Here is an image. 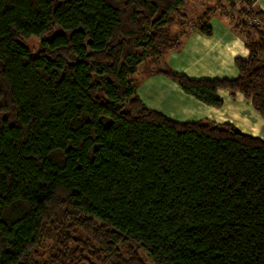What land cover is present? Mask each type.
<instances>
[{"label":"trees","instance_id":"1","mask_svg":"<svg viewBox=\"0 0 264 264\" xmlns=\"http://www.w3.org/2000/svg\"><path fill=\"white\" fill-rule=\"evenodd\" d=\"M252 3L188 19L185 0H0V264H264V138L169 117L135 76L224 11L248 49L234 77L153 71L215 108L239 92L264 118Z\"/></svg>","mask_w":264,"mask_h":264},{"label":"rangeland","instance_id":"2","mask_svg":"<svg viewBox=\"0 0 264 264\" xmlns=\"http://www.w3.org/2000/svg\"><path fill=\"white\" fill-rule=\"evenodd\" d=\"M216 1L185 0L184 12L188 19H194L198 9H201V12ZM244 1L241 0V3H244ZM261 2L264 3V0H261ZM225 9L227 10V7ZM227 23V34L239 37L237 39L243 42L242 36L233 28L235 22H231L227 18ZM258 26L264 29V24ZM175 27L174 24L173 28ZM173 31L175 30L173 29ZM200 36L203 38H200ZM211 36H206L191 27L189 32L181 38L180 45L177 48L168 49L163 54L161 53L157 61L154 57H149L147 60L140 62L135 74L138 78L137 92L146 104L178 120L193 119L192 116L197 118L206 117L219 124L228 122L245 133L264 138V118L253 108L251 100L245 98L241 93L235 92L234 95H230L229 90L219 89V97L223 99V105L220 108L207 105L193 96L196 103L191 104L189 99H185V92L175 81L154 73L153 70L156 67H170L186 73L191 78L234 77L237 74L233 64L234 58L242 56L237 39L229 42V49L225 44H221L218 38L214 37L213 39ZM207 38H210L209 44L205 43ZM218 43L224 49L223 54L217 53ZM213 52L215 56L213 59L211 57V60L216 59L220 64L219 67L214 68L210 64V60L205 57L213 55ZM189 96L191 97V95ZM142 254L146 256L144 252ZM148 262L150 263L149 260Z\"/></svg>","mask_w":264,"mask_h":264},{"label":"crops","instance_id":"3","mask_svg":"<svg viewBox=\"0 0 264 264\" xmlns=\"http://www.w3.org/2000/svg\"><path fill=\"white\" fill-rule=\"evenodd\" d=\"M253 1V5H254V8H256V9H259V10H262V11H264V3L263 2H261V0H252ZM208 7V6H207ZM201 10V9H200ZM200 10L198 9L197 10V12H196V14L198 15V14H200V13H202L204 10H205V8L200 12ZM228 15L229 14H227L226 12H224V11H222V12H218L217 14H215L212 18H211V20H210V25H211V27H212V30H213V34H212V38L214 39V37L215 38H218L219 40H220V42H221V44H225L226 45V47H228L229 49H230V46H229V42L230 41H233V40H235V39H237V38H239V37H233V36H231L230 34L228 35L227 34V30H226V23H227V18H228V20H230L229 19V17H228ZM228 24V23H227ZM197 35V34H196ZM200 35V34H199ZM214 35H217V36H214ZM192 37V36H191ZM196 37V36H195ZM197 38V37H196ZM200 38H203L202 36H200ZM206 38V37H205ZM209 40H210V38H207V39H205V43H208L209 44ZM221 44L220 43H218V52L217 53H220V54H223V52H224V49H223V47L221 46ZM213 48H214V46H213ZM207 54V53H206ZM215 56V54H214V52H213V55H210V56H205V57H207L209 60H210V64L211 65H213L214 66V68L215 67H219V65L220 64H218V61H216V59L215 60H211V57H212V59H213V57ZM240 57H245L244 55H242V56H240ZM209 64V63H208ZM184 96H185V99H189V103H191V104H194V103H196V99H194L192 96L190 97L189 96V94H184ZM218 96H219V90H218ZM161 111V110H160ZM166 114V113H165ZM166 115H168V114H166ZM169 117H172V116H170V115H168ZM172 118H174V117H172ZM192 118L193 119H197V117H195V116H192ZM174 119H176V118H174ZM193 119H185V120H193ZM176 120H178V119H176ZM178 121H183V120H178Z\"/></svg>","mask_w":264,"mask_h":264},{"label":"clouds","instance_id":"4","mask_svg":"<svg viewBox=\"0 0 264 264\" xmlns=\"http://www.w3.org/2000/svg\"><path fill=\"white\" fill-rule=\"evenodd\" d=\"M237 44L239 45L241 49V54L246 56L248 54V49L243 46V42L239 39H237Z\"/></svg>","mask_w":264,"mask_h":264},{"label":"built area","instance_id":"5","mask_svg":"<svg viewBox=\"0 0 264 264\" xmlns=\"http://www.w3.org/2000/svg\"><path fill=\"white\" fill-rule=\"evenodd\" d=\"M236 1L239 2V1H241V0H236ZM251 7H252V5L247 6V7H246V11H249ZM251 22H252V23H257V22H258L257 17H256V16H253V17L251 18Z\"/></svg>","mask_w":264,"mask_h":264}]
</instances>
